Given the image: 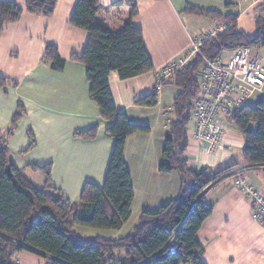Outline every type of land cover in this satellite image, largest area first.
<instances>
[{
	"label": "crops",
	"instance_id": "obj_1",
	"mask_svg": "<svg viewBox=\"0 0 264 264\" xmlns=\"http://www.w3.org/2000/svg\"><path fill=\"white\" fill-rule=\"evenodd\" d=\"M8 1L25 9V0ZM114 1L100 0V3L108 6ZM192 1L181 0L182 11L185 4ZM206 1H221L227 12L233 8L236 10L235 6L227 9V4L233 5L234 1L240 0ZM260 1L251 0L248 7ZM76 3L77 0H57L52 16L24 11L19 21L5 24L0 35V76L7 77L9 82L0 88V133L2 135L5 131L3 140L10 148L11 162L35 187L46 189L45 174L36 167L50 164L51 185L55 191L78 203L87 182L103 186L114 138L106 131L112 120L101 116L98 104L89 95L87 66L79 57L86 49L90 34L70 23ZM137 3L138 14L133 23L143 32L154 69L126 80L121 79L117 72H111L109 76L117 110L125 113L132 123L149 127L148 132L130 134L125 142L124 158L134 190L131 216L120 229L82 227L77 230L80 226H75L76 233L86 241L125 238L144 211L167 204L177 197L182 187L179 172L160 171L169 124L174 119L173 102L180 89L167 76L166 84L158 87L155 106L141 105L136 100L154 90L163 68L188 57L193 38L182 23L174 0H137ZM214 21L216 28L208 34L216 32L224 24L220 20ZM48 44L57 45L60 56L65 60L63 70H54L43 61ZM252 98L256 102L263 97L254 95ZM19 103L24 105L25 113L10 133ZM218 122L225 133L216 148L205 141L189 139L184 153L189 165L199 171L203 167L216 170L237 164L245 172L241 176L218 181L204 192V198L213 210L198 233L204 249L202 260L205 264H264V225L255 221L250 201L236 184L240 178H246L256 186V180L264 178V173L261 168L248 169L245 166V138L238 126L226 114ZM94 125H98L96 137L87 139L76 134ZM251 128H256L255 122ZM30 131L36 142L24 152L30 144ZM14 153L19 155V160L14 158ZM29 171L42 174L37 178L39 184L27 174ZM259 186L264 193V185ZM125 253V250H119L116 256L121 258ZM11 262L48 264V259L37 250L24 249L14 252Z\"/></svg>",
	"mask_w": 264,
	"mask_h": 264
},
{
	"label": "trees",
	"instance_id": "obj_2",
	"mask_svg": "<svg viewBox=\"0 0 264 264\" xmlns=\"http://www.w3.org/2000/svg\"><path fill=\"white\" fill-rule=\"evenodd\" d=\"M262 6L264 9V0L256 4L255 31L249 34L239 28L238 13L206 9L190 2L185 4L184 12L223 19L226 27L209 36L200 45V53L169 74L180 92L173 102L174 119L169 124L160 171L179 172L181 190L167 204L144 211L125 238L86 241L76 233L75 225L120 229L130 218L134 190L124 158L125 142L132 133L149 131L148 126L132 123L125 113L117 110L109 83L110 73L117 72L126 80L152 71L154 64L141 28L133 23L138 14L137 0H116L108 6H103L100 0H77L70 23L90 34L86 49L79 57L87 66L89 95L98 104L101 116L112 120L106 131L114 138V146L104 184L99 187L87 182L79 202H71L51 185V165L47 164L36 167L46 178V189H38L13 165L10 148L0 133V264H12L13 253L24 249L41 252L48 264H205L198 233L213 208L207 204L204 192L218 181L241 176L245 169L240 170L237 164L216 170L191 168L184 153L190 139L192 101L199 95L200 74L206 59L215 60L224 51L242 44L264 46ZM232 7L234 5H226L227 9ZM56 8L57 0H25V9L13 1L0 0V35L5 24L19 21L24 11L49 17ZM43 61L57 71L65 66L54 44L46 46ZM166 80L158 78L154 90L138 98L136 103L155 106L158 87L166 84ZM8 82L7 77L0 76V88ZM24 113V105L19 103L10 133ZM226 116L244 135L245 166L261 168L264 173V98L254 104L246 103ZM253 122L256 123L254 130L251 128ZM97 133L98 125H94L76 134L90 139ZM28 134L30 144L24 152L36 142L33 133ZM8 168L12 176L8 175ZM119 250L126 251L121 258L116 256Z\"/></svg>",
	"mask_w": 264,
	"mask_h": 264
},
{
	"label": "built area",
	"instance_id": "obj_3",
	"mask_svg": "<svg viewBox=\"0 0 264 264\" xmlns=\"http://www.w3.org/2000/svg\"><path fill=\"white\" fill-rule=\"evenodd\" d=\"M225 27L226 24L221 25L217 31ZM201 43V40L196 39L186 60L180 59L178 63L166 66L162 69L161 76H169L194 54L200 53ZM262 51L264 46L242 44L234 50L224 51L215 60L206 59V65L200 74L199 95L192 101L193 109L188 126L190 139L205 141L216 148L225 133L218 122L219 118L242 107L254 95L264 98ZM236 184L250 201L255 221L264 225V193L246 178H240Z\"/></svg>",
	"mask_w": 264,
	"mask_h": 264
},
{
	"label": "rangeland",
	"instance_id": "obj_4",
	"mask_svg": "<svg viewBox=\"0 0 264 264\" xmlns=\"http://www.w3.org/2000/svg\"><path fill=\"white\" fill-rule=\"evenodd\" d=\"M180 2H181V0H174L175 6L177 7V9L180 12V16L182 18V23L185 25L187 31L190 33V36H192L193 42L196 39H198V40H201L203 43L208 38V36L212 35V34H208V33L212 32L216 28V25H217L216 21H214L211 18L206 17L204 15H195V14H190V13L182 11V7H181ZM192 2L193 3L197 2V3H195L196 5H200L206 9H215V10L226 13L225 5L223 3H221V1H219V3H211V2H208L206 0L205 1L193 0ZM232 2L233 1H231L230 3H232ZM233 3L235 4V5L234 4L233 5L236 7V10H234V8H233L232 9L233 11H230V12H233V13L235 12V13L240 14L239 19H238L239 28L242 29L243 31H245L246 33L253 34L255 31V18H256V8L255 7H256V5L248 7L249 4L251 3V0H248V1L240 0L238 2L234 1ZM237 4H239V5H237ZM228 9H230V8H228ZM261 10H264L263 6H262ZM227 12H229V11H227ZM221 21H223V19ZM224 24H225V22H224ZM224 24H222V25H224ZM197 34H199L201 36H197ZM191 49H193V45H192ZM191 49H190V51H191ZM190 51H189V54H190ZM261 59L264 62V51H262V53H261ZM165 77H167V76H161V72H160L159 78H165ZM248 103L254 104L255 99L254 100H253V98L250 99V101ZM172 116H174L173 112H172ZM4 132L5 131H2V135H1L2 140L5 137ZM8 144H9V142H8ZM13 156L16 160L20 159L18 154L14 153ZM27 174L31 177H34L35 179H33V180L37 181V183L39 184V181L37 178L39 177L38 175H42L40 172L37 173V172L29 171V172H27ZM258 175H261V174H258ZM262 181H264V178H260V179L256 180V182H257L256 186L258 189L260 188L259 185H264V182H262ZM132 221L133 220H131V222ZM131 222H130V224H132ZM75 226H80V227H77V230L78 229L80 230L83 227L81 225H75ZM83 235L87 236V237H91L88 233H84Z\"/></svg>",
	"mask_w": 264,
	"mask_h": 264
},
{
	"label": "water",
	"instance_id": "obj_5",
	"mask_svg": "<svg viewBox=\"0 0 264 264\" xmlns=\"http://www.w3.org/2000/svg\"><path fill=\"white\" fill-rule=\"evenodd\" d=\"M8 175L9 176H12V173H11V169L10 168H8Z\"/></svg>",
	"mask_w": 264,
	"mask_h": 264
}]
</instances>
